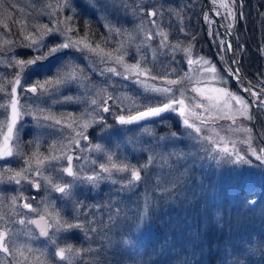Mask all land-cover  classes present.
Wrapping results in <instances>:
<instances>
[{"label":"snow or ice","instance_id":"1","mask_svg":"<svg viewBox=\"0 0 264 264\" xmlns=\"http://www.w3.org/2000/svg\"><path fill=\"white\" fill-rule=\"evenodd\" d=\"M89 2L104 27L98 36L90 19L79 26L73 0H48L42 14L49 23L25 26L18 40L6 37L0 45V185H15L0 190V264H124L125 257L143 264L139 230L154 205L180 194L192 168L251 167L254 160L264 165V127L254 131L264 114V72L247 80L237 58L245 46L234 48L231 39L238 19L245 18L243 0H210L202 14L216 62L197 51L198 33L185 23L195 0ZM4 28L11 31L8 24ZM17 47L32 54L22 59ZM73 50L87 64L75 62ZM258 51L264 56V45ZM59 53L64 58L51 75L31 79L30 69ZM230 80L239 92L229 90ZM119 81H130L138 91H124ZM71 87L76 95H65ZM70 103L80 110L57 108ZM173 115L184 131L158 135L157 126ZM109 116L137 133L128 143L144 154L141 160L133 163L119 146L93 143L89 130L111 128ZM29 118L36 134L25 150L22 133ZM10 158L23 162L14 168ZM102 184L112 186L105 200L79 198L77 190H99ZM138 189L142 198L130 204L125 197ZM30 191H43L46 198L34 206L38 197ZM53 192L56 199L47 195ZM77 230L86 246L70 242L79 239ZM257 254H264V236L250 235L238 247L226 246L221 264H251ZM175 264L191 262L177 253Z\"/></svg>","mask_w":264,"mask_h":264},{"label":"trees","instance_id":"2","mask_svg":"<svg viewBox=\"0 0 264 264\" xmlns=\"http://www.w3.org/2000/svg\"><path fill=\"white\" fill-rule=\"evenodd\" d=\"M47 2L0 0V45L6 37L18 40L21 28L42 24L37 16ZM175 2L186 4L188 0ZM202 2L195 3L188 13L191 20H185L198 33V50L211 57L202 29ZM261 3V0H243L245 18L238 19L235 30L236 48L239 44L245 46L239 55L241 69L252 81L264 72V56L258 51L264 43V25L258 17ZM85 17L92 18L91 27L96 24L95 15ZM4 24L9 25L10 32ZM16 52L22 59L32 54L30 49L22 47H17ZM253 165L258 177L254 183L252 178L243 176L245 172L230 165L217 168L205 163L193 169L180 194L173 201H166L159 211L151 209L147 227L140 229L143 254L139 259L143 264H175L177 253L186 255L191 264H221L226 246L238 247L250 235L264 236V166L257 168L256 162ZM251 199L256 201L254 205L248 203ZM262 256L252 257L251 264H264V254ZM124 264L132 262L125 257Z\"/></svg>","mask_w":264,"mask_h":264},{"label":"rangeland","instance_id":"3","mask_svg":"<svg viewBox=\"0 0 264 264\" xmlns=\"http://www.w3.org/2000/svg\"><path fill=\"white\" fill-rule=\"evenodd\" d=\"M261 1L263 2V3H261V13H264V0H261ZM97 2L102 3L103 0H97ZM73 3L76 5L77 12L80 16L79 21H81V24L78 22L79 26L83 28L84 27V20L87 19L85 16L91 17V15H95V9H93L89 0H73ZM195 3L198 4V0H195ZM203 7L204 6H203V2H202V7H201L202 14L205 10ZM44 8L45 7L42 8L39 16H37V17L40 18V20H41L39 22H42V24H47V23H49L48 17L46 15L42 14V11L44 10ZM254 12H255V10H254ZM261 13L258 14V17L262 20V24L264 25V16H261ZM67 14L68 13L66 11L65 15H67ZM95 18H96V15H95ZM89 19L91 20L92 18H89ZM128 19L131 20V18H128ZM123 20H124V18L121 17L122 22H123ZM95 22H96V24L93 27H91V30L93 32H95L96 35L98 36L102 32V30L104 31V27H103L102 22H100L97 18H96ZM185 23H186V20H185ZM96 25H97V27H96ZM127 26L131 27L132 24L128 23ZM213 27H215V26H213ZM96 28H99L100 30L97 31ZM48 39H49V42H53L52 37H49ZM56 42H58V38H57ZM212 44H213V50L215 51V56H217V48L215 46V43L212 42ZM263 45H264V43H263ZM197 51L201 55H203L209 59H212L213 62H216L215 59L213 58V55L211 57L209 55L207 56V54H205L203 51L198 50V48H197ZM69 55L75 58V62H77L81 65L87 64V61L83 59V54H81L79 52H75L73 50L72 52L69 53ZM58 57H60V58L53 57L50 59V61H45L41 65L39 64L37 66H34L33 69H30L29 71L32 73L31 79H35L37 77L43 78L44 76L51 75L55 71L56 67L60 63H62V59L64 58V53H59ZM224 66H226V65H221V67H224ZM92 79L98 81L99 77L93 75ZM119 85L123 88L124 91L129 92V93H134V92L138 91L137 86L135 84L131 83L130 81H119ZM227 87L232 92H239L238 91L239 86H237V88H238L237 89L231 80L228 82ZM77 91H78V89L76 87H71V88L65 89L64 94L65 95H76ZM61 107L65 108L69 111H72L74 113L78 112L81 108L80 105L74 104V103L66 104L63 106L57 105V108H61ZM108 121L112 125V127L109 129L101 131L99 126H94L93 128H91L89 130V136L92 139L93 143H102L103 145H105V147H109V148L119 146L120 152L126 153L128 158L133 163H135L137 160H141L143 158L144 154L137 151V150H134L133 146L128 143L129 138L133 137L137 133H135L134 131H127L125 129H122L120 126L115 124V122L112 120L111 116L108 117ZM238 122H240V121H238ZM242 123L248 124L249 122L248 121H242ZM262 127H264V114L258 116L256 124L254 125V131L258 130ZM169 130L178 131V132L184 131L183 127L180 125V121H179L178 117H176L174 115L170 116L168 121L163 126L158 125L156 128L158 135L159 134H166ZM35 134H36V129L33 127L32 123L30 121V118H29V121L25 124V128H24L23 133H22V139L25 141V150H27V141L29 139H32L35 136ZM236 135L241 137V138L243 136L242 133H238ZM144 139H146V138H144ZM185 143H188V141L186 139H185ZM254 143H255V141H254ZM238 147H240L242 149H246L247 146L243 145V144H239ZM84 155L85 156L91 155L97 159L101 158L98 154H95V153H84ZM253 160H254V158H253ZM22 162H23L22 159H12V158H10L8 161V163H11V165L15 164V166H19ZM254 162L257 163V168H259V166H264V165H260V163L258 161L254 160ZM0 163H4V162H0ZM74 163H77V162L74 160ZM79 163L88 167V166H90L91 162H90V160H81V161H79ZM253 166L250 167L248 165H243V166H239L236 168L240 172H245L246 174H243V176L246 175L247 178H249V179L252 178V182L254 183L258 180V177H257V174L255 175V173H257V169L254 168ZM198 167H199V165L192 168V170L197 169ZM14 187H15V185L4 184V185H0V190H9V189L14 188ZM111 187L112 186L109 184H102L100 186L99 190H90L88 188H83V189L77 190V194H78L80 199H84L88 203H94L97 201L105 200L109 194ZM41 192H42V194L40 196H37L36 192H34V191H30L29 193H27L28 195H36L38 197L37 201H33L34 206L36 203L39 202L40 198H46V193H44L43 191H41ZM141 194H142V189H138L136 192L128 194L125 197V199L130 204L139 203V200L142 198ZM47 195H51V197L53 199H56L58 196V195H55L54 192L47 194ZM57 203L60 204V202L58 200H57ZM165 203H166V201L161 200L159 203V206L154 205L152 207V210H155V212L157 210L159 211L161 209V207L163 205H165ZM3 210L5 212L8 211L7 207H5ZM70 211H71V206L69 205L65 209V214L70 213ZM150 212H152V211L150 210ZM147 221H149V219H146V221L144 222L142 227H144V228L147 227ZM17 227H20V226H17ZM29 227H31V226H29ZM141 232H143V231L139 230V234H141ZM76 234H77V236H79V239L72 240L70 242L75 244L77 247H79V244L80 245L81 244L86 245L87 242L84 241L82 233H79V231L77 230ZM22 239H23V237H22ZM41 242H42V240H41ZM140 254H143L142 250L140 251ZM256 256H257V258L263 257L262 254H257Z\"/></svg>","mask_w":264,"mask_h":264},{"label":"water","instance_id":"4","mask_svg":"<svg viewBox=\"0 0 264 264\" xmlns=\"http://www.w3.org/2000/svg\"><path fill=\"white\" fill-rule=\"evenodd\" d=\"M204 3H205V9H206V7L210 6L209 0H204ZM210 14L214 15V13H210ZM219 30L221 31V34L223 35L224 34V30L223 29H219ZM226 39H227V37H226ZM231 39H232V42H233V37H231ZM208 43L210 45V48H211L212 52L214 53L213 46L211 45L209 40H208ZM233 46H234V43H233ZM240 71L242 72L241 68H240ZM233 81L235 82V80H233ZM244 95H246V94H244ZM32 227L34 228V226H32ZM36 232L38 234V230H36Z\"/></svg>","mask_w":264,"mask_h":264},{"label":"flooded vegetation","instance_id":"5","mask_svg":"<svg viewBox=\"0 0 264 264\" xmlns=\"http://www.w3.org/2000/svg\"><path fill=\"white\" fill-rule=\"evenodd\" d=\"M42 194V192H39L38 193V196H40ZM55 194V193H54ZM26 211V210H25ZM29 215H32L31 213H29Z\"/></svg>","mask_w":264,"mask_h":264}]
</instances>
